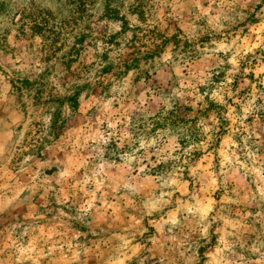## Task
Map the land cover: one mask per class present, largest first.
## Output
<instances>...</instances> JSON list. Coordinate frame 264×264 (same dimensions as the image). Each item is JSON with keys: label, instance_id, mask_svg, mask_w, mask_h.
Wrapping results in <instances>:
<instances>
[{"label": "clouds", "instance_id": "1", "mask_svg": "<svg viewBox=\"0 0 264 264\" xmlns=\"http://www.w3.org/2000/svg\"><path fill=\"white\" fill-rule=\"evenodd\" d=\"M0 264H264V0H0Z\"/></svg>", "mask_w": 264, "mask_h": 264}]
</instances>
